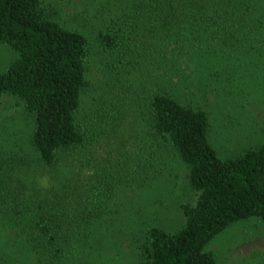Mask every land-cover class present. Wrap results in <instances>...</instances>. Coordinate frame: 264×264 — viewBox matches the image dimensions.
<instances>
[{
	"label": "trees",
	"instance_id": "1",
	"mask_svg": "<svg viewBox=\"0 0 264 264\" xmlns=\"http://www.w3.org/2000/svg\"><path fill=\"white\" fill-rule=\"evenodd\" d=\"M99 7L92 36L61 23L42 0H0V43L15 53L0 70V95L15 96L34 117L27 146L6 152L0 142V205L9 217L22 215L21 207L56 257H73L74 244L90 255L93 237L82 229L116 220L106 214L159 173L167 147L187 166L196 198L180 204L176 230H145L140 264H215L204 247L217 233L240 219L264 221V142L219 157L204 105L264 66V0H105ZM94 41L113 96L102 92L86 114ZM180 65L205 73V84L183 83L180 96L175 84L187 77ZM6 190L16 193L10 201Z\"/></svg>",
	"mask_w": 264,
	"mask_h": 264
},
{
	"label": "rangeland",
	"instance_id": "2",
	"mask_svg": "<svg viewBox=\"0 0 264 264\" xmlns=\"http://www.w3.org/2000/svg\"><path fill=\"white\" fill-rule=\"evenodd\" d=\"M42 1L61 23L92 36L98 28L97 21L92 18L93 12L105 2ZM14 56L12 49L0 43V70H4ZM87 66V75L93 85L91 91L84 95L83 103L85 113L89 114L87 111L92 103L102 101V92L109 99L113 96L112 91H106L104 66L96 41ZM179 69H184L187 74L175 84L180 96L186 94L183 93V83L193 80L201 86L205 84L199 79L205 77V73L198 76L196 70L183 65ZM254 75L251 79L247 76L246 82H239L237 87L233 85V93L224 95L220 92L210 97L209 103H204L209 116L208 138L221 158L264 142V66ZM132 81L136 83L137 78ZM197 87L192 85L193 93ZM33 118L15 96L0 95V142L6 152L13 148L14 143L27 146ZM158 165L159 173L149 183L136 189L140 191L126 192L120 198L118 211L106 214L108 218L116 217V220L99 219L82 229L88 230L93 237L91 247L86 250L90 255H85L82 248L74 244L71 247L73 257L67 253L56 257L46 241L36 232H31L21 207L22 215L9 217L6 205H0V264H140V243L145 230L151 225L176 230L184 222L180 204L193 203L196 198V192L188 185V168L174 151L163 148ZM15 194L6 190L3 195L10 201ZM204 249L213 253L215 264H264V221L257 217L235 221L217 233Z\"/></svg>",
	"mask_w": 264,
	"mask_h": 264
}]
</instances>
